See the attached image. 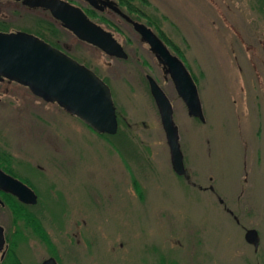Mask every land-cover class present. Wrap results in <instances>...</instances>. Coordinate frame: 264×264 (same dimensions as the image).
Here are the masks:
<instances>
[{
  "label": "rangeland",
  "instance_id": "1",
  "mask_svg": "<svg viewBox=\"0 0 264 264\" xmlns=\"http://www.w3.org/2000/svg\"><path fill=\"white\" fill-rule=\"evenodd\" d=\"M132 1L134 14L190 71L203 119L188 113L130 24L102 21L127 58L57 25L60 48L109 84L117 130L98 133L57 102L3 79L0 154L54 174L60 192L47 207L59 230L51 223L48 240L64 264H264V0ZM0 17L28 30L50 18L14 0H0ZM146 73L171 100L189 177L172 168ZM249 227L257 246L244 237ZM31 231L36 237L18 249L34 264L53 246Z\"/></svg>",
  "mask_w": 264,
  "mask_h": 264
},
{
  "label": "water",
  "instance_id": "2",
  "mask_svg": "<svg viewBox=\"0 0 264 264\" xmlns=\"http://www.w3.org/2000/svg\"><path fill=\"white\" fill-rule=\"evenodd\" d=\"M101 1L129 18L113 0ZM22 2L49 9L52 16L59 19L64 27L80 39L99 46L107 54L127 56V52L112 33L90 20L80 7L65 0ZM133 24L142 40L149 44L159 62L163 64L188 113L203 119L196 83L183 61L169 50L149 26L139 21H133ZM0 74L27 85L47 101L57 102L96 131L115 133L117 130V114L108 84L92 69L33 33L0 30ZM147 79L165 133L172 168L177 174L189 177L179 144L178 129L173 120L171 100L150 74H147ZM244 237L254 246L258 245L255 228H247ZM47 263L55 264L53 259L46 260L43 264Z\"/></svg>",
  "mask_w": 264,
  "mask_h": 264
},
{
  "label": "flooded vegetation",
  "instance_id": "3",
  "mask_svg": "<svg viewBox=\"0 0 264 264\" xmlns=\"http://www.w3.org/2000/svg\"><path fill=\"white\" fill-rule=\"evenodd\" d=\"M14 1L20 2L22 5H24V7H27L29 9L45 10L48 13V15L50 16L49 19H51V21H53V23L56 24V26L60 25L63 28L69 30L68 28L64 27L61 24L59 19L52 16L49 9L44 8L42 6H29L25 3H23L22 0H14ZM65 1L80 7L90 20L94 21L96 24L100 25L105 30L110 31L116 39H117V37L114 35L113 31L111 29L107 28L106 26L102 25L103 22L108 23L109 25L116 26L117 22L124 21L133 27V29L139 34L140 39L142 40L141 34L134 28V24H133V21L143 22V21L139 20L138 15L134 14L135 11L139 12V8H137L134 1H132V0H113L114 4L117 5L119 7V9L123 13H125L129 18H126L120 12L115 10L110 5L105 4L101 0H96L95 2H91L90 0H65ZM126 1H129L128 2L129 5L127 4ZM143 23L146 24L145 22H143ZM146 25L149 26L148 24H146ZM149 27L151 28V26H149ZM12 30H22V31L33 33V34L39 36L35 32L28 30V29H19V28L18 29H12V28H10L8 31H12ZM69 31H71V30H69ZM153 32H155V34L167 45L166 41L163 39L161 34L156 32L155 30H153ZM39 37H41V36H39ZM76 37L79 38L78 36H76ZM41 38H43V37H41ZM59 39L60 38L57 39V44L59 43ZM81 40L85 41L83 39H81ZM142 41L148 45L149 50L155 56V53L150 49L149 44L144 40H142ZM85 42L99 48L102 52L107 54L99 46H97L91 42H88V41H85ZM121 45L125 49V47L122 43H121ZM54 46L61 49L59 44L54 45ZM61 50H63V49H61ZM125 51H126V49H125ZM64 52H66V51H64ZM67 54H69V53H67ZM107 55H109V54H107ZM70 56H72V55H70ZM109 56L114 57V58H127L128 52H127L126 57H119V56H115V55H109ZM73 58H75V57H73ZM155 58H156L157 62L161 65L163 71H165L163 64L161 62H159V60L157 59L156 56H155ZM75 59L77 60V58H75ZM80 63H82V62H80ZM84 65H86V64H84ZM87 67H89V66H87ZM90 69H92V68H90ZM95 73L100 78H102V80H104V82H106L105 79L103 77H101L97 72H95ZM147 74H149V73H146V79H147ZM3 79L12 80V79L0 74V80H3ZM147 81H148V79H147ZM148 85H149V83H148ZM25 86H27V85H25ZM108 86H109V84H108ZM32 93H34V92L32 91ZM35 95H37V94H35ZM37 96H39V95H37ZM39 97H41V96H39ZM97 132L99 133V131H97ZM25 163H27V162L24 159L15 158V157H13L12 153L11 154L10 153L9 154H0V264H33L32 261L29 263H25V260L23 259L24 255L21 254L22 250H20V252H21L20 253L19 249H18L19 246H21L22 244H28L29 242H31L33 240V238L36 237L35 235L31 234V233H33L31 231V229L34 230L35 232H37L38 235H40L39 236L40 238H42V235H43V237L47 239V243L52 245V246H53V244L50 243L48 240L49 231H52V228H51L52 226L49 227L50 224L54 223V225L56 226L55 227L56 230H59V228H58L59 225L55 222L54 217H52V215H50L48 207H47V199L49 198L52 200L53 198L57 197L58 193L60 192V187L56 183V179H55L54 174L53 173L49 174L48 173L49 170H47L42 164H36V167H33L31 165V167L33 168L31 170H33L34 172L33 171L30 172L31 170L28 171V170L24 169ZM42 181H44V183H42ZM28 189L31 191H29ZM82 222H83V224H86V219L83 218ZM28 229H30L31 233ZM73 233H74V231H73ZM23 254H25L24 251H23ZM25 256H27V255L25 254ZM49 259H53L55 264H64L63 260L60 257V254L57 252L55 245L53 246V248L51 249L50 252L43 254L41 256L40 260H38L34 264H43L46 260H49ZM47 264H49V263H47ZM50 264H52V263H50Z\"/></svg>",
  "mask_w": 264,
  "mask_h": 264
},
{
  "label": "trees",
  "instance_id": "4",
  "mask_svg": "<svg viewBox=\"0 0 264 264\" xmlns=\"http://www.w3.org/2000/svg\"><path fill=\"white\" fill-rule=\"evenodd\" d=\"M126 2L129 5L128 3L129 1ZM11 25L12 24L7 19L0 17V30H9L11 28ZM31 28H30L31 31L43 37L51 44L58 45L57 39L61 37V30L50 19L44 17H38L35 26ZM99 133H107V132H99ZM107 134H112V133H107Z\"/></svg>",
  "mask_w": 264,
  "mask_h": 264
}]
</instances>
